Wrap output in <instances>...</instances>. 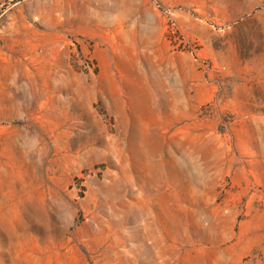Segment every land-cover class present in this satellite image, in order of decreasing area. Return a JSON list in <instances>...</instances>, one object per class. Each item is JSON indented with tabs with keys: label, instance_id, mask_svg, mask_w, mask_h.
<instances>
[{
	"label": "rangeland",
	"instance_id": "rangeland-1",
	"mask_svg": "<svg viewBox=\"0 0 264 264\" xmlns=\"http://www.w3.org/2000/svg\"><path fill=\"white\" fill-rule=\"evenodd\" d=\"M0 264H264V0H0Z\"/></svg>",
	"mask_w": 264,
	"mask_h": 264
}]
</instances>
